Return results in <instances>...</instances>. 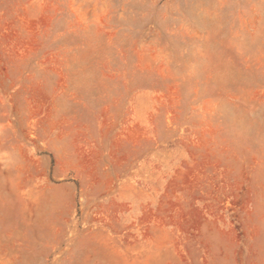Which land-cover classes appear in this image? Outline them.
I'll list each match as a JSON object with an SVG mask.
<instances>
[{"label":"rangeland","instance_id":"rangeland-1","mask_svg":"<svg viewBox=\"0 0 264 264\" xmlns=\"http://www.w3.org/2000/svg\"><path fill=\"white\" fill-rule=\"evenodd\" d=\"M0 264H264V0H0Z\"/></svg>","mask_w":264,"mask_h":264}]
</instances>
